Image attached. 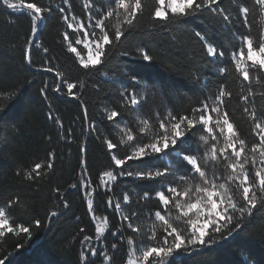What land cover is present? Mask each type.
Masks as SVG:
<instances>
[{"label": "snow or ice", "instance_id": "obj_1", "mask_svg": "<svg viewBox=\"0 0 264 264\" xmlns=\"http://www.w3.org/2000/svg\"><path fill=\"white\" fill-rule=\"evenodd\" d=\"M81 6L78 15L74 0H0L7 24L15 25L20 17L29 22L22 60L32 79L26 82L31 84L37 73L53 77L52 83L44 80L39 93L49 101L48 119L54 121L59 140L71 143L73 128L65 133L49 89L78 102L81 135L94 138L106 157L94 182L82 142L77 179L68 184L82 194L95 226L94 235L81 226L73 237L80 245L74 264H186L185 255H203L234 239L264 209V104L257 106V98L264 101V0H230V8L224 0H153L150 8L146 0H82ZM54 16L63 26L55 42L71 57L68 64L60 63L40 38ZM195 18L207 19L225 33L230 50L203 29L186 31L201 47L199 56L193 53L190 76L205 91L187 107H150L149 96L154 102L160 89L141 88L140 78L121 71L114 58L118 53L151 62L154 57L137 42L139 37L172 34ZM34 49L44 54L43 63L34 61ZM201 62L214 69V80L201 73ZM73 72L77 79L71 78ZM89 84L96 93L108 84L115 95L111 106L100 104L95 118L83 99ZM21 88H0V130L19 131L10 105ZM241 119L249 125L246 132L238 124ZM55 159L53 149L47 162L18 164L17 180L31 193L39 192L55 171ZM101 191L110 215L98 214L94 196ZM51 197L58 202L56 210H47L49 220L70 208L61 187L53 186ZM33 198L18 193L4 200L0 192V238L6 233L31 237L34 228L43 227L41 219L32 218ZM12 209L26 219L17 222ZM0 264L11 261L5 256Z\"/></svg>", "mask_w": 264, "mask_h": 264}, {"label": "trees", "instance_id": "obj_2", "mask_svg": "<svg viewBox=\"0 0 264 264\" xmlns=\"http://www.w3.org/2000/svg\"><path fill=\"white\" fill-rule=\"evenodd\" d=\"M40 2L47 3V0H40ZM146 3L150 8L153 0H146ZM81 5L82 0H74V11L78 15L82 13ZM224 6L230 8V0H224ZM143 23H149L147 9ZM61 27L63 26L54 16L49 21V27L40 34V38L45 46L57 55L60 63L68 64L71 62V57L55 42ZM28 29L29 22L26 18L20 17L15 25H9L0 10V88L11 89L13 85H22L19 94L10 105L12 122L18 125L19 131L0 130V192L4 200L18 193L22 197L34 196L32 218L41 219L43 227L34 228L31 237H17L6 233L5 237L0 238V259L7 256L11 264H74L80 245L78 238L74 241L73 237L76 236L81 226L86 227L89 234L94 235L95 226L91 224L90 217L86 215V205L82 194L77 189H69L68 184L77 179L79 148L82 142L86 141L88 168L94 182L97 180L98 172L106 164V157L94 138L81 135L82 122L76 120L78 115L82 117L78 102L57 97L49 89V98L55 112L64 123L65 133L67 134L70 127L73 128L71 143L67 140H59L54 121L48 119L49 101H45L39 93V88L45 79L49 83L53 82L52 75L37 73L31 84L26 82L32 79L31 71L22 60L23 36ZM191 29L205 30L213 40L230 50V42L225 33L207 19L195 18L172 34L155 33L151 36L139 37L137 42L145 46L154 57L151 62L120 58L118 53L114 58L113 63H116V60L120 61L121 71L130 70L140 78L141 88L155 85L160 89L162 94L155 97L154 102L149 96L150 107L154 104L161 105L162 110L164 107L176 109L187 107L205 91L201 84L190 76L192 67L190 61L193 59V53L199 56L201 52L200 45L186 34V31ZM69 32L71 33V30ZM173 35L175 39L172 38ZM75 38L73 34L72 39L75 40ZM13 45L16 47L13 48ZM123 47H127V42ZM33 59L37 64L43 63L44 54L34 49ZM198 67L201 73L208 75L209 80L215 79L214 69L210 65L201 62ZM113 75H118V73L109 72V76ZM71 78L77 79L78 73H71ZM101 87L102 91L96 93L89 84L83 96L90 118L96 117L101 103H107L109 106L115 103V95L108 90L110 86L102 84ZM98 97H103V100ZM261 104H264V101L257 98V106ZM238 124L242 132L247 131L249 125L245 120H239ZM49 137H51L50 141ZM53 149L56 154L55 171L47 182L42 183L40 191L33 194L17 180L15 175L17 165L31 166L41 161L47 162V154ZM141 183L143 182H136V184ZM53 186L66 190L70 208L63 211L62 215L49 220L47 210H56L55 204L58 202L53 201L51 197ZM129 186L135 187V185ZM136 190L140 191L139 188ZM94 199L98 214L110 215L105 211L106 197L103 192L96 194ZM11 215L17 219V222L26 219L20 215L18 209H12ZM118 222V219H111L113 224ZM18 242H22L23 247L16 248L15 245ZM184 260L186 264H238L241 260H246L247 264H264V209L257 211L251 222L234 239L214 246L213 249L205 251L203 255L187 254ZM116 264L120 262L117 261Z\"/></svg>", "mask_w": 264, "mask_h": 264}, {"label": "rangeland", "instance_id": "obj_3", "mask_svg": "<svg viewBox=\"0 0 264 264\" xmlns=\"http://www.w3.org/2000/svg\"><path fill=\"white\" fill-rule=\"evenodd\" d=\"M81 47H82V46H81ZM84 52H85L84 54L86 55V50H84Z\"/></svg>", "mask_w": 264, "mask_h": 264}]
</instances>
